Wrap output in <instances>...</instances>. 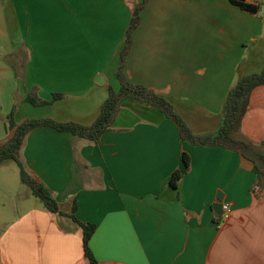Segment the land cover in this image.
I'll list each match as a JSON object with an SVG mask.
<instances>
[{"label": "crops", "instance_id": "obj_1", "mask_svg": "<svg viewBox=\"0 0 264 264\" xmlns=\"http://www.w3.org/2000/svg\"><path fill=\"white\" fill-rule=\"evenodd\" d=\"M248 1L261 5L258 14L229 0H146L126 80L164 95L193 133L217 130L229 90L261 69L264 0ZM141 2L0 0V144L14 104L17 123H93L119 87V53ZM33 88L42 100L63 97L35 108L23 102ZM239 131L264 152V85L251 92ZM182 151L191 166L174 189L168 181ZM21 158L65 215L34 201L0 232V264H90L73 204L78 221L95 224L89 248L98 264H264V188L251 190V161L182 141L148 103L123 100L97 144L37 128ZM218 196L229 211L212 209Z\"/></svg>", "mask_w": 264, "mask_h": 264}, {"label": "trees", "instance_id": "obj_2", "mask_svg": "<svg viewBox=\"0 0 264 264\" xmlns=\"http://www.w3.org/2000/svg\"><path fill=\"white\" fill-rule=\"evenodd\" d=\"M229 2L233 6L251 14H258L261 9V5L255 1L229 0ZM145 3L146 0H142L134 8L125 32L123 47L119 53V65L116 71L120 88L118 91L109 89L108 96L102 103L100 112L91 125L84 126L74 122H58L50 118L26 119L21 123H17L15 120L16 104L13 105L7 115L6 130L10 132V136L4 143L0 144V164L7 159L13 160L19 169L21 183L28 187L31 194L51 213H56L60 216L65 215L60 210L52 191L27 170L21 158V149L25 137L37 128L49 127L58 132H67L75 138L97 144L101 135L110 130L121 102L127 98L148 103L163 113L165 117L177 126L182 141H186L195 146H220L239 153L251 161L253 165L252 170L256 175V179L251 189L252 192L255 193L264 188V152L258 145L253 144L241 135L239 131L251 92L254 88L264 85V56L260 71L239 77L227 93L223 104L219 128L212 132L195 134L190 130L184 119L174 110L164 95L146 86L130 83L124 76L123 67L125 58L132 43L133 32L140 23L139 14ZM62 97L63 95L60 93H53L51 100H42L37 96L36 88H33L25 95L23 102L38 108L51 105L54 101ZM190 166V156L182 151L179 156L178 165L170 175L168 185L177 189L179 181L189 171ZM75 210L76 204H73L72 213L69 217L81 227L84 256L89 260L90 264H98L89 248V240L95 232V224L78 221L74 216Z\"/></svg>", "mask_w": 264, "mask_h": 264}, {"label": "rangeland", "instance_id": "obj_3", "mask_svg": "<svg viewBox=\"0 0 264 264\" xmlns=\"http://www.w3.org/2000/svg\"><path fill=\"white\" fill-rule=\"evenodd\" d=\"M119 82V80H118ZM119 87L116 91H118ZM42 112H26V116L38 117ZM30 194L28 187L23 185L19 177V169L13 160L7 159L0 164V232L18 214L26 211L32 203L40 202Z\"/></svg>", "mask_w": 264, "mask_h": 264}, {"label": "water", "instance_id": "obj_4", "mask_svg": "<svg viewBox=\"0 0 264 264\" xmlns=\"http://www.w3.org/2000/svg\"><path fill=\"white\" fill-rule=\"evenodd\" d=\"M212 209L218 214H222L223 213L221 197L220 196H218L217 197V201L214 204H212Z\"/></svg>", "mask_w": 264, "mask_h": 264}, {"label": "built area", "instance_id": "obj_5", "mask_svg": "<svg viewBox=\"0 0 264 264\" xmlns=\"http://www.w3.org/2000/svg\"><path fill=\"white\" fill-rule=\"evenodd\" d=\"M222 209H223L224 211H229V207H228V205H226V204H223V205H222Z\"/></svg>", "mask_w": 264, "mask_h": 264}]
</instances>
